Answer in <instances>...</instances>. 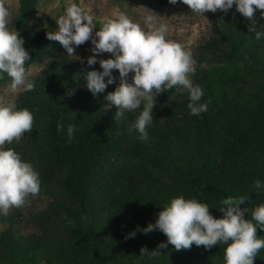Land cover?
<instances>
[{
	"label": "trees",
	"instance_id": "trees-1",
	"mask_svg": "<svg viewBox=\"0 0 264 264\" xmlns=\"http://www.w3.org/2000/svg\"><path fill=\"white\" fill-rule=\"evenodd\" d=\"M36 4L21 0L17 29ZM218 20L215 36L201 48V61L213 67H199L193 78L204 90L201 103L211 101L208 111L191 115L187 93L176 88L160 93L147 142L130 131L142 108L115 120L118 109L107 104L119 81L93 96L84 79L93 68L49 40L51 29L19 32L32 56L27 63H50L34 90L16 102L33 112L32 132L5 148L34 165L40 193L53 202L41 215L42 235L22 236L11 228L1 234L0 264H225L226 246L219 244L181 250L168 244L151 256L167 237L158 229L142 231L179 195L207 203L216 218L224 215L220 204L228 196L248 195L249 218L264 204V190L254 188L257 179L264 181V39H255L251 21L235 6ZM256 26L264 30L259 12ZM257 235L264 237V230ZM254 264H264V249Z\"/></svg>",
	"mask_w": 264,
	"mask_h": 264
},
{
	"label": "clouds",
	"instance_id": "clouds-1",
	"mask_svg": "<svg viewBox=\"0 0 264 264\" xmlns=\"http://www.w3.org/2000/svg\"><path fill=\"white\" fill-rule=\"evenodd\" d=\"M170 4L188 5L194 14L204 16L205 12H227L235 5L236 10L251 21L250 31L255 39H264V30H257V13L264 17V0H169ZM10 11L5 0H0V81L10 80L8 93L11 97L34 90L33 70L27 62L32 60L25 40L17 30L9 28ZM57 31L47 32V38L58 41L69 56H75L78 46L91 41L93 47L87 64H97L98 56L111 53L107 59H99L102 71H86V87L93 96L105 92L108 85L115 83L113 70L119 71L120 84L105 97L110 106L115 105V120L123 119L127 112L142 108L131 130L139 132L144 142L148 141V127L153 125V109L156 97L174 88L186 92L187 105L191 115L199 116L208 111L211 101L203 102L204 90L194 84L196 61L187 46L169 38V26L159 22L154 15L144 18L145 27L134 22L125 13H114L98 19L90 9L74 0H66L63 15L55 19ZM94 32V29H97ZM78 59H80L78 57ZM132 73L131 82L129 74ZM108 78L105 80V78ZM34 114L18 106L14 98L7 102L0 98V215H8L10 209L25 204L29 196H36L41 190L40 173L21 154L4 145L19 143L27 132H32ZM58 131H64L62 121L57 123ZM75 128L69 125L67 135L73 137ZM255 189L264 190V181L257 179ZM248 195L228 196L221 202L224 215L216 218L207 203L196 198L179 195L171 199L158 213L155 223H149L142 231L146 234L160 230L167 241L161 242L151 256L161 254L159 249L168 244L176 250L190 249L193 244L211 249L225 245V264H254L264 249V237L257 231L264 230V204L251 210L244 207ZM247 214V217H246ZM136 235L133 231L128 238ZM141 254H145L142 249Z\"/></svg>",
	"mask_w": 264,
	"mask_h": 264
},
{
	"label": "rangeland",
	"instance_id": "rangeland-1",
	"mask_svg": "<svg viewBox=\"0 0 264 264\" xmlns=\"http://www.w3.org/2000/svg\"><path fill=\"white\" fill-rule=\"evenodd\" d=\"M36 1V7L29 21L21 29H17L14 22L20 13L21 0H5V4L10 11L8 26L11 30H17L18 32L32 30L37 32L46 28L51 29L53 32L57 31L58 26L55 19L63 15L66 0ZM74 2L80 3L81 0H74ZM82 4L84 7L90 9L98 19L122 12L145 28L144 18L149 14L154 15L158 18L159 22L166 23L169 26L170 39L186 45L187 49L191 51L193 59L196 61V71L199 67H213L212 64L201 61V48L215 36L220 26L218 16L223 10H218L217 12L208 11L204 13V16H200L194 14L192 9L186 4L160 5L153 0H82ZM96 30L98 28L94 29V32ZM92 47L91 41H87L76 48L75 56H69L65 48L64 53L88 67L102 71L99 59L110 58L112 54L103 53L99 55L97 64L89 66L87 58L93 54L91 52ZM49 63L50 61H46L31 65L35 82L42 76ZM195 74L192 76V79ZM132 75V73L129 74V82H131ZM113 76L116 78L115 81L120 82L118 70H113ZM9 84L10 80L0 84V98H3L5 102L9 98H14L17 102L22 93L11 97L8 93ZM52 202L53 199L51 197L45 193H40L34 197H28L24 205L10 209L8 215H0V236L5 230L10 228L22 236L42 235L40 218L44 211L50 208Z\"/></svg>",
	"mask_w": 264,
	"mask_h": 264
}]
</instances>
